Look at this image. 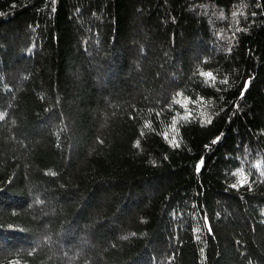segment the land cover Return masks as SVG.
<instances>
[{
	"label": "trees",
	"instance_id": "obj_1",
	"mask_svg": "<svg viewBox=\"0 0 264 264\" xmlns=\"http://www.w3.org/2000/svg\"><path fill=\"white\" fill-rule=\"evenodd\" d=\"M0 264H264V0H0Z\"/></svg>",
	"mask_w": 264,
	"mask_h": 264
},
{
	"label": "snow or ice",
	"instance_id": "obj_2",
	"mask_svg": "<svg viewBox=\"0 0 264 264\" xmlns=\"http://www.w3.org/2000/svg\"><path fill=\"white\" fill-rule=\"evenodd\" d=\"M245 182H246V180L242 178V179L239 181L240 186H243V185L245 184ZM232 186H233V187H237L236 184H233Z\"/></svg>",
	"mask_w": 264,
	"mask_h": 264
}]
</instances>
